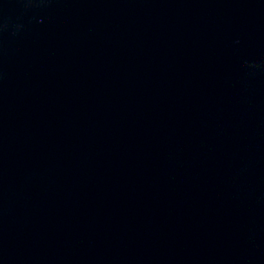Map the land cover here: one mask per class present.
Masks as SVG:
<instances>
[{
  "label": "water",
  "instance_id": "1",
  "mask_svg": "<svg viewBox=\"0 0 264 264\" xmlns=\"http://www.w3.org/2000/svg\"><path fill=\"white\" fill-rule=\"evenodd\" d=\"M0 264H264V0H0Z\"/></svg>",
  "mask_w": 264,
  "mask_h": 264
}]
</instances>
